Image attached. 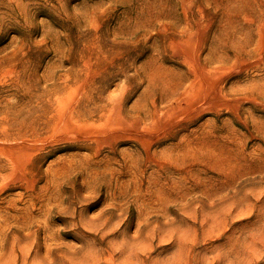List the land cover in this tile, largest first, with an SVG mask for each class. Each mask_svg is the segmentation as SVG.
Returning a JSON list of instances; mask_svg holds the SVG:
<instances>
[{"label":"rangeland","instance_id":"obj_1","mask_svg":"<svg viewBox=\"0 0 264 264\" xmlns=\"http://www.w3.org/2000/svg\"><path fill=\"white\" fill-rule=\"evenodd\" d=\"M0 264H264V0H0Z\"/></svg>","mask_w":264,"mask_h":264}]
</instances>
